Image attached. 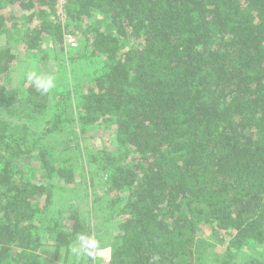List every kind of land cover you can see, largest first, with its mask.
Returning <instances> with one entry per match:
<instances>
[{
  "label": "trees",
  "instance_id": "obj_1",
  "mask_svg": "<svg viewBox=\"0 0 264 264\" xmlns=\"http://www.w3.org/2000/svg\"><path fill=\"white\" fill-rule=\"evenodd\" d=\"M58 2L0 6V37L23 30L34 52L77 35L72 69L88 63L47 94L26 76L0 81V264H42L46 244L72 251L71 264H203L201 226L223 246L215 264H264V0H63L67 22ZM16 61L0 46V80ZM100 122L122 147L99 152L109 212L52 215L54 189L88 175L56 151L59 136ZM111 221L95 250L108 247L107 260L73 251Z\"/></svg>",
  "mask_w": 264,
  "mask_h": 264
},
{
  "label": "rangeland",
  "instance_id": "obj_2",
  "mask_svg": "<svg viewBox=\"0 0 264 264\" xmlns=\"http://www.w3.org/2000/svg\"><path fill=\"white\" fill-rule=\"evenodd\" d=\"M62 2L63 0H59L56 14L64 21L65 17L62 11ZM2 4L3 0H0V6H2ZM25 15V12H19L17 16L15 15V21L19 24V27H23L22 24L19 23V18H25ZM65 22L67 21L65 20ZM12 23H8V26H13L11 25ZM80 30L81 28L79 32ZM13 33L14 36H12ZM23 36V30L15 31L11 28L9 35L5 33L0 37L1 47L9 46L17 53L16 63L10 68L8 74L3 76L0 80L7 87H17L26 72L36 71L40 74L54 76L56 85H59L60 89H62V85H67L66 83L61 85L63 78L68 77L70 72L71 74H75L78 70H85V66L88 65L87 60L83 59L82 61L79 60V63L75 66L78 67V70L77 68L72 69L73 59L70 60L71 55L69 54V48L71 46L67 38H65L60 45L45 39L41 47L33 52L24 50L22 45ZM70 36L77 40V35H69V37ZM43 54H45V57ZM98 62L99 60L95 61L96 64ZM29 124L35 130H37V127H41L39 122H30ZM113 130V124L106 122L96 123L87 127L74 124L67 133L65 132L64 135L59 136L57 142L60 144H58L56 151L58 153H64V150L65 152L69 151L70 154L74 156H71L74 163L79 164L78 167L81 162H84L87 166L84 174L88 175H86L84 187L79 185L78 187L73 186V188L69 186L71 189L66 187L54 189V204L50 208V210L53 211H51L52 215L55 214L57 207H78L82 216L87 217L90 213H95V217L98 220L109 212V206L111 204L110 197L107 194L105 196L103 187L101 186V181L104 178L105 172L99 169L100 162L103 161L99 152L119 154L122 151V147L115 140V133ZM56 134L47 137L49 144L56 142ZM73 136L77 139L73 138ZM53 140H55V142ZM77 181L81 182V180H78V177ZM56 184H59V182H55V185ZM83 189H86V191L84 192ZM114 222L115 221H111L106 228L103 227L104 231L101 233L103 235L101 238H98V244H106L108 242L106 236H109L110 232L113 230ZM198 233L199 239L195 249L196 259H201L203 264H215L223 253V246L217 245L215 242L216 239L212 237L208 226H201ZM243 251L245 253L250 252L248 248ZM94 254L100 261H105L106 258H109V248H99ZM260 254H264V251L260 252ZM41 255L42 264H71L73 257L72 251L67 253L64 249L60 250L59 254L56 256L55 250L50 244H46L42 247ZM242 257L243 254L240 258Z\"/></svg>",
  "mask_w": 264,
  "mask_h": 264
},
{
  "label": "clouds",
  "instance_id": "obj_3",
  "mask_svg": "<svg viewBox=\"0 0 264 264\" xmlns=\"http://www.w3.org/2000/svg\"><path fill=\"white\" fill-rule=\"evenodd\" d=\"M27 81L35 85L36 90L41 94H47L55 87V77L29 71L25 73ZM78 246L73 249L74 252L80 255L92 257L95 250L98 248V241L91 235L81 233L77 236Z\"/></svg>",
  "mask_w": 264,
  "mask_h": 264
},
{
  "label": "built area",
  "instance_id": "obj_4",
  "mask_svg": "<svg viewBox=\"0 0 264 264\" xmlns=\"http://www.w3.org/2000/svg\"><path fill=\"white\" fill-rule=\"evenodd\" d=\"M66 38L69 40V45L71 46V47H74V46H77L78 45V42H77V40H75V38H73V37H69V35H67L66 36Z\"/></svg>",
  "mask_w": 264,
  "mask_h": 264
},
{
  "label": "crops",
  "instance_id": "obj_5",
  "mask_svg": "<svg viewBox=\"0 0 264 264\" xmlns=\"http://www.w3.org/2000/svg\"><path fill=\"white\" fill-rule=\"evenodd\" d=\"M108 258H106L105 260H107Z\"/></svg>",
  "mask_w": 264,
  "mask_h": 264
}]
</instances>
